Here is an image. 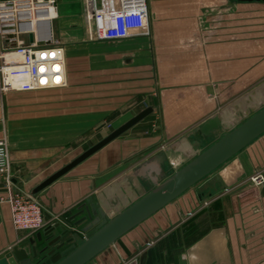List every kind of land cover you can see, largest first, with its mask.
Returning <instances> with one entry per match:
<instances>
[{
    "label": "crops",
    "instance_id": "1",
    "mask_svg": "<svg viewBox=\"0 0 264 264\" xmlns=\"http://www.w3.org/2000/svg\"><path fill=\"white\" fill-rule=\"evenodd\" d=\"M63 2L51 32L62 39L66 85L0 96V137H8L24 189L32 193L89 147L71 148L72 140L94 132L97 142L143 108L152 112L35 193L41 229L15 231L0 200V257L54 222L77 231L79 244L88 221L74 223L86 207L112 217L132 187L160 175L166 162L197 154L262 103L264 14L251 11L257 2H229L239 13L216 20L215 0H148V33L119 41L89 39L82 0ZM214 116L219 127L200 133L199 124ZM161 152L165 162L150 164ZM139 168L143 174L117 193L114 185ZM255 171L264 172V133L85 264H264V185L249 180Z\"/></svg>",
    "mask_w": 264,
    "mask_h": 264
},
{
    "label": "built area",
    "instance_id": "2",
    "mask_svg": "<svg viewBox=\"0 0 264 264\" xmlns=\"http://www.w3.org/2000/svg\"><path fill=\"white\" fill-rule=\"evenodd\" d=\"M58 1L0 0V93L66 85L63 43L51 32ZM82 4L91 40L119 41L148 33V0H82ZM7 54L17 58L7 59ZM0 177L5 189L0 200L9 206L14 230L41 229L45 224L42 203L14 175L5 136L0 137ZM249 180L264 185V172L255 171Z\"/></svg>",
    "mask_w": 264,
    "mask_h": 264
},
{
    "label": "water",
    "instance_id": "3",
    "mask_svg": "<svg viewBox=\"0 0 264 264\" xmlns=\"http://www.w3.org/2000/svg\"><path fill=\"white\" fill-rule=\"evenodd\" d=\"M29 39L31 40V35H29ZM260 98L264 102V92L259 94ZM151 112V106L143 108L46 177L34 187L32 193L35 194L48 186ZM219 125L217 116H214L200 123L198 130L200 133L208 134L214 128L217 129ZM263 133L264 105L254 113L249 114L240 123L234 124L231 128L225 130L205 149L197 153L178 169L166 175L162 180L154 184L153 187L145 191L140 197L112 217H107L101 207L98 208L97 216L86 207V215L74 223L78 224L86 220L88 221L81 229L84 232V238L79 244L76 245L74 243L78 236L77 231L71 232L67 223L54 222L42 234L38 233L36 239L28 238L12 246L11 249L0 257V264H85L120 236L205 178L232 156L238 154ZM165 160L166 156L161 152L150 164L155 165L158 161L164 163ZM143 169L148 170L149 165H145ZM143 169L139 168L125 179L120 180L118 184L114 185V189H118L119 184L124 183L126 180H132L135 175H142ZM111 194H113L112 191H110L109 195ZM57 228L60 232L53 234V231ZM67 234H70V236L63 239Z\"/></svg>",
    "mask_w": 264,
    "mask_h": 264
},
{
    "label": "rangeland",
    "instance_id": "4",
    "mask_svg": "<svg viewBox=\"0 0 264 264\" xmlns=\"http://www.w3.org/2000/svg\"><path fill=\"white\" fill-rule=\"evenodd\" d=\"M62 1L63 0H59L58 3H57V5H59V9H63V7H64L63 6L64 5V2L62 3ZM236 1H238V0H215V7H214L215 8V10H214L215 19L216 20H219V19H228L229 17H232L235 13H239L236 10L234 11V9H233L234 7H229L228 6V3L229 2L236 3ZM253 2L254 3L257 2L258 3V6L253 7V10H251V11H254V12H257L258 11V12H262L264 14V1H253ZM251 11H249V14L251 13ZM56 22H57L56 20H53V24H55ZM221 29H222L221 26H216L215 27L216 34H217V31H220ZM53 35L54 36H57L56 33H54ZM60 40L62 41L61 38H60ZM0 96H1L2 101H4V97H3L4 94L0 93ZM263 105H264V102H262L261 105H259L257 108H255L254 109V112L257 111L258 109L262 108ZM254 112H252V113H254ZM252 113H250V114H252ZM104 126L106 127L107 130H110L111 128H113L114 125H112L111 123H107V124H104ZM110 131H112V130H110ZM94 134H95L94 132L87 133V136L84 137V138H77L75 140H72L71 143H70L71 148H74V147H77V146H80V145H82V146L85 147L86 144L89 145V147H90L91 145H93L94 143H96L95 141L97 140V138L94 136ZM6 137H7V135H6ZM212 142H208L207 144H202L200 146L199 150L196 153H199L200 151H202L203 149H205ZM194 155H196V154H193L192 156H188L186 158H183L176 165H173L170 162H166L165 163V166H164L166 168L164 169V171L160 175L154 176L151 181H146L145 182L146 184L144 186H135V187H132L130 189V191H129L130 192L129 193L130 194V197H129L130 200L128 202L123 203V204H120V202H119L118 203L119 207H118V209L116 211L119 212L125 206H127L130 203H132L134 200H136L138 197H140L141 194H143L145 191H147L148 189H150L151 187H153L154 184H156L157 182H159L160 180H162L166 175H168L169 173H171L173 170L178 169L185 162H187L189 159H191ZM122 189H124V188L119 187L117 189V193L120 194V192L122 191ZM127 189H129V188H127ZM119 197H121V196H119ZM108 217H111V216H108Z\"/></svg>",
    "mask_w": 264,
    "mask_h": 264
},
{
    "label": "bare ground",
    "instance_id": "5",
    "mask_svg": "<svg viewBox=\"0 0 264 264\" xmlns=\"http://www.w3.org/2000/svg\"><path fill=\"white\" fill-rule=\"evenodd\" d=\"M54 14H55V11L54 10H52L51 11V16H54ZM2 52L0 51V54H1ZM6 58L7 59H15V58H17V56L15 55V54H7L6 55ZM260 99H262V98H260ZM259 99V100H260ZM262 102V101H261ZM107 212V211H106Z\"/></svg>",
    "mask_w": 264,
    "mask_h": 264
}]
</instances>
